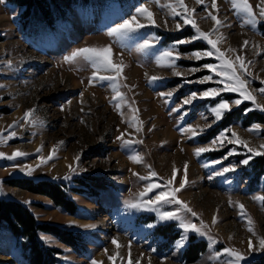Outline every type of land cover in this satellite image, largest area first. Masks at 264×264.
Here are the masks:
<instances>
[{"label":"rangeland","instance_id":"1","mask_svg":"<svg viewBox=\"0 0 264 264\" xmlns=\"http://www.w3.org/2000/svg\"><path fill=\"white\" fill-rule=\"evenodd\" d=\"M57 1L67 11V16L53 32L43 25L35 26L23 20L24 8L0 0V134L7 137L8 132H16L15 138L0 143V153L5 157L16 150L27 154L14 160L0 158V200L19 202L28 207L39 222L78 234L82 242L77 250L63 245L52 235L39 234L42 242L63 252L59 264H92L93 261L129 264V260L132 264L136 261L149 264V260L150 264H186L183 254L190 247L191 237L208 245L193 264H229L232 258L224 253L225 248H235L244 255L240 264L264 255L258 245V237H264V206L253 199L264 195V167H259L257 161L264 155L253 156L242 145L227 141L224 147L199 157L194 153L196 148L208 146L221 133L231 138L232 132L247 141L249 147L261 150L263 123L246 127L243 121H238L228 128H217L226 114L242 106L246 108L244 116L250 112L264 114V111L256 109L252 101L243 100L238 92L228 91L216 97L198 98L191 104L183 103L192 93L199 96L208 88L224 87L217 83L218 77L203 67L219 61L215 57L188 58L193 51L210 48L205 41L195 40L177 46L183 55L176 61V70L184 73L183 76H175L171 68L158 66L156 56L160 51L172 47L175 41L189 40L195 31L191 26L176 30L175 25L182 23V18L171 16L168 8L158 6L154 0H105L98 7L87 9L73 8L65 0ZM169 2L171 0H160L161 4ZM185 3L189 9H196L194 19L200 28L210 31L213 21L206 17L207 12L212 11L211 0H205L203 5L196 0H185ZM250 3L258 13L256 6L260 0H250ZM217 4L224 26L213 34V39L223 35L225 39L219 47L237 49L236 53H226L230 58L240 54L252 61L248 90L256 96V103L264 105V95L258 92L264 87V20L255 28L244 25L230 0H217ZM141 5H148L155 14V25L144 21L145 28L124 40L108 35L110 28L134 15ZM145 39L151 40L154 47L146 52L137 51L136 45ZM245 40L250 44L241 50ZM104 46H111L114 62L125 66L122 76L126 79H122L121 84L128 87H121L120 91L125 94L127 103H122L120 110L112 100L115 93L111 82L90 85L91 65L65 60L76 49ZM8 61L12 62L11 67ZM192 68L199 71L192 73L189 71ZM209 75L213 76L211 81L198 82ZM151 76L162 79L150 82ZM168 91L173 92L171 97L160 95ZM238 99L242 102L237 105L234 101ZM221 100L229 103L230 111L215 121L210 109ZM29 109L34 110V118L42 123L34 126L23 120ZM137 120L142 122L140 132L129 126ZM14 122L19 123L9 128ZM189 125L205 130L191 137L181 131ZM256 125L260 126L259 132L249 131ZM214 131L213 138L203 139ZM121 133L125 139L143 143L122 146L117 139ZM54 147L57 150L53 158L41 163L40 157H47ZM134 153L143 156L142 163L129 159ZM249 156H252L249 163L243 164ZM186 162L187 182L177 197L197 216L181 215L198 226L203 221L207 235L189 231L183 246L178 247V241L185 235L179 221H161L158 212L131 209L128 204L137 201L149 182L161 185L144 199L154 198L172 178L173 169L177 170V175L172 186L179 187L184 180ZM29 165L35 168L31 176L21 170ZM70 165L75 172L70 170ZM229 166H235V171L216 175ZM151 171L157 173L151 181L139 179ZM15 179L59 185L66 198L75 204V211L70 213L66 205H57L46 196L6 182ZM239 204L244 205L246 215L252 218L256 235L248 231L247 218L241 217ZM158 207L161 211H174L177 206L162 204ZM214 217L215 224L212 223ZM174 235L178 239H174ZM10 236L8 232L0 233V264H8V250L14 243V257L10 262L25 264L18 240ZM250 237L255 247L252 251L248 248ZM110 256L116 259L110 260Z\"/></svg>","mask_w":264,"mask_h":264},{"label":"snow or ice","instance_id":"2","mask_svg":"<svg viewBox=\"0 0 264 264\" xmlns=\"http://www.w3.org/2000/svg\"><path fill=\"white\" fill-rule=\"evenodd\" d=\"M158 6L169 9V14L173 17H181L182 23H177L175 25L176 30H181L184 26H191L195 35H193L189 40H178L175 41L172 47L164 49L159 52V55L156 56V63L160 67H167L173 70V74L175 76H183L184 73L176 70V61L181 58L183 55L178 51L177 46L181 44L191 43L195 40H203L210 46L208 50H196L189 54L188 58L201 60L206 57H215L218 64L207 63L204 64L203 67L208 69L211 73H213L219 79L217 83L223 84V88H208L199 96L196 93H192L190 97L186 98L183 103L191 104L194 100L206 97H216L219 96L221 92H238L243 100L252 101L255 105V108L264 111V105L256 103V96L253 95L251 91L248 90L249 80L247 77H250L252 73L249 71V66L252 64L251 60H246L245 56L237 54L234 58H230L226 53H236L237 49L228 48L227 50H222L219 45L224 41L223 35L217 36V38L213 39V34L219 32L220 27L224 26V22L219 19L218 13L219 8L217 4V0H211L210 6L212 11L207 12V17L213 21V28L210 31H203L197 21L194 19V14L196 9H189L185 0H171L168 4H161L160 0H154ZM197 4L203 5L205 4V0H196ZM233 10L242 16L243 24L247 26H251L255 28V26L259 23L260 20H264V0H260V3L256 6L259 11L254 10L253 5L250 3V0H230ZM179 9V10H178ZM215 13V14H214ZM154 13L150 10L148 5H141L136 9V13L130 16L128 19H124L121 23L115 25V27L110 28L108 31V35L112 37H116L118 40H124L126 38L131 37L133 34H137L141 29L146 27L147 24L155 25L156 21L154 19ZM250 44V41L245 40L241 46V50L246 49ZM154 47V43L151 40L145 39L142 43L136 45L137 51L146 52L149 49ZM257 55H260V51H257ZM65 60L69 63H73L76 61H84L91 65L93 68L92 76L89 79V84L100 83L103 81L111 82L112 91L115 95L112 97V100L115 101V107L117 110L121 109L122 103H127L125 94L120 91L121 87H128L126 84H121L122 79H126V77L122 76L124 65L123 63H116L113 60V53L111 46L104 47H83L76 49L70 56L65 57ZM8 67L12 66V62H7ZM194 73L199 71L198 68H192L189 70ZM162 79L159 76H151L149 77L150 82H155L157 80ZM213 76H204L198 82L206 83L211 81ZM264 83V81H262ZM2 87V86H0ZM258 92L264 95V87L258 89ZM83 93H81V96ZM162 97H171L173 95L172 91L162 92L160 93ZM242 101L240 99L234 101L235 104H240ZM134 103V102H133ZM131 108L132 105L129 104ZM135 111V109H133ZM214 120H221L225 113L230 111V105L227 101L221 100L214 107L210 109ZM23 120L31 125H37L42 122H39L34 118V110L29 109L25 112ZM19 122H14L12 125H9V128H14L18 125ZM142 122L136 121L135 124H130V127H135L137 132L142 131ZM210 126V125H209ZM205 129L193 127L189 125L187 128L181 129L182 132H186L190 134L191 137H196L201 134ZM249 131L259 132L260 126L256 125L253 128L249 129ZM16 132L10 131L8 132L7 137L3 134H0V143H5L7 139L15 138ZM118 140L121 141L122 146H128L133 143H143L142 140H130L125 139L124 134L121 133L120 136L117 137ZM225 141L229 144H240L244 148L247 149L249 153L253 156L264 155V144L260 145L261 150H256L254 148L249 147L248 142L241 139L237 133L232 132L231 138H228L225 133H221L215 139L211 141L208 146L198 147L194 150L196 156H200L202 153L208 151L218 150L219 148L224 147ZM63 143L62 141L60 142ZM56 148L54 147L52 153L47 157L41 156V163H47L48 160L53 158L54 153L56 152ZM41 151V149H37V152ZM231 154V153H230ZM27 155L24 152L19 150L14 151L10 156H6L4 153H0V158H6L9 160H14L17 157ZM252 156H249L248 159L242 161L243 164H248L249 160ZM129 159L136 164H140L143 162V156L139 153H134L129 156ZM76 160L79 161V156L76 157ZM219 163V161H217ZM39 167V165H37ZM187 162L184 165V180L180 182L179 187H173V181L176 179L177 170L173 169L172 178L169 179L165 186L164 190L159 191L154 198L144 199L150 192H153L154 189L160 188L161 185L154 184L149 182L144 190L139 193V197L136 202H130L128 207L131 209H146L150 211H156L159 214V219L161 221H179L180 227L184 230V236L181 237V240L178 241V247H182L183 243L186 239V234L191 231L201 235H207L206 228L203 221L200 222V225L191 223L186 218H182L181 213H188L193 217L197 216V213L192 210V208L183 200H180L177 197V193H179L182 189H184L185 184L187 182ZM70 170L75 172V169L72 166H69ZM26 173V175L31 176L35 171V168L32 166H25V168L21 169ZM235 171V166H229L222 169V171H218L216 175H223L227 172ZM134 175H138L134 173ZM157 173L155 171H151L148 176H139L140 180L151 181L153 177H155ZM67 178V177H66ZM254 200L258 201L262 206H264V195H257L253 197ZM231 203V202H230ZM162 204H174L176 205V209L174 211H161L158 205ZM241 212L240 215L242 218H247L248 223V231L253 235H256L253 221L250 216H247L244 211V205H238ZM213 224L217 223L216 218H213ZM113 243L116 244L117 241L114 239ZM258 245L260 250H264V237H258ZM119 247V245H117ZM248 248L250 251L255 250L253 245V240L250 237L248 240ZM107 251V250H105ZM154 251V250H153ZM224 253L230 256L232 259L229 261V264H240L242 260L245 259L244 255L239 252L235 248H225ZM110 260H115V256H110ZM92 264H99L97 261H93ZM129 264H132L131 260H129ZM136 264H140L139 261H136ZM150 264V260H149Z\"/></svg>","mask_w":264,"mask_h":264},{"label":"trees","instance_id":"3","mask_svg":"<svg viewBox=\"0 0 264 264\" xmlns=\"http://www.w3.org/2000/svg\"><path fill=\"white\" fill-rule=\"evenodd\" d=\"M6 2L20 8H24L21 18L35 26H44L47 30L53 32L57 29L59 21H62L67 16V11L62 8L57 0H5ZM69 6L73 8H93L98 7L105 0H65ZM110 1V0H108ZM118 2H126L128 0H113ZM98 10V9H97ZM246 111L245 106L237 110L231 111L225 115L221 121L218 130L230 127L238 121H243L244 126H250L254 123L264 124V114L259 112H250L244 116ZM216 131L203 139H211L215 136ZM203 141V140H202ZM259 167H264V157L257 159ZM10 186L20 188L22 190L46 196L55 204L67 206L70 213L76 209L75 204L68 200L62 188L50 181H40L37 184L28 179H15L6 181ZM8 232L13 238L18 240V245L25 255V259L29 264H59L60 255H63L61 250H57L46 245L40 240V233L54 236L63 245L72 247L77 250V245L82 242V239L74 232L68 231L56 225L39 222L31 210L23 204L6 200H0V233ZM177 237V238H176ZM178 236L174 235V239ZM16 240V241H17ZM208 248L205 241H199L196 237H191L189 249H186L183 254V261L186 264L196 263L201 255ZM80 252V251H78ZM247 264H264V255L258 257L253 262Z\"/></svg>","mask_w":264,"mask_h":264},{"label":"crops","instance_id":"4","mask_svg":"<svg viewBox=\"0 0 264 264\" xmlns=\"http://www.w3.org/2000/svg\"><path fill=\"white\" fill-rule=\"evenodd\" d=\"M9 236H10V235H9ZM10 238L13 239L12 236H10ZM15 247H16V244L14 243V245H13V246L11 245L10 248H9V250H8V253L10 254V255H9V259H10V260H9L8 264H12V262H10V261H12V259H13L12 257H14V251H13V249H14ZM19 260H20V259H18V261H16V262H19ZM23 261L25 262V264H29L28 261H27L26 259L23 260Z\"/></svg>","mask_w":264,"mask_h":264}]
</instances>
